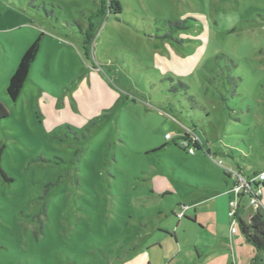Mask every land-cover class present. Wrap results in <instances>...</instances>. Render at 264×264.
<instances>
[{"label": "rangeland", "instance_id": "obj_1", "mask_svg": "<svg viewBox=\"0 0 264 264\" xmlns=\"http://www.w3.org/2000/svg\"><path fill=\"white\" fill-rule=\"evenodd\" d=\"M0 103V264H264V0H0Z\"/></svg>", "mask_w": 264, "mask_h": 264}, {"label": "trees", "instance_id": "obj_2", "mask_svg": "<svg viewBox=\"0 0 264 264\" xmlns=\"http://www.w3.org/2000/svg\"><path fill=\"white\" fill-rule=\"evenodd\" d=\"M39 51L40 40H37L25 52L15 74L10 79L7 95L12 101L15 102L19 99ZM6 117H8V112L0 103V119H5ZM188 142L191 143V141ZM195 146L197 148L196 144ZM236 220L245 241L258 252H264V215L259 211L251 213L248 209L241 207L236 214Z\"/></svg>", "mask_w": 264, "mask_h": 264}, {"label": "built area", "instance_id": "obj_3", "mask_svg": "<svg viewBox=\"0 0 264 264\" xmlns=\"http://www.w3.org/2000/svg\"><path fill=\"white\" fill-rule=\"evenodd\" d=\"M191 143L193 144V147L190 146V142L186 141L184 143L185 148L188 150V153L191 155H195V144H197V142L195 141V139L191 140ZM218 164L222 165V162H218ZM240 180H243V182H241L239 185H236L234 191L236 192V196L237 199L234 202L230 203V212H229V216L233 219V225L234 227L237 226V220H236V214H237V210H239L242 207L241 204V200L239 198V195L241 197V199L243 198H248L251 200V206L252 208H256L254 210V213L259 211L258 207L261 206V201H262V191L260 188H258L256 185L252 184V181H246L244 180L242 177H240ZM257 181H259V183H264V172L260 173L257 175L256 178ZM257 210V211H256ZM180 214L178 215L180 218L184 217V214L180 211ZM234 234H235V230H233Z\"/></svg>", "mask_w": 264, "mask_h": 264}, {"label": "crops", "instance_id": "obj_4", "mask_svg": "<svg viewBox=\"0 0 264 264\" xmlns=\"http://www.w3.org/2000/svg\"><path fill=\"white\" fill-rule=\"evenodd\" d=\"M225 176H226L228 182H229V181H232V182H233L232 178H231L230 176H228L226 173H225ZM232 184H233V183H232ZM195 220H196V219H195ZM195 220H194V221H195Z\"/></svg>", "mask_w": 264, "mask_h": 264}]
</instances>
